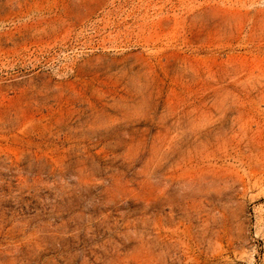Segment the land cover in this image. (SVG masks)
<instances>
[{
    "label": "rangeland",
    "instance_id": "1",
    "mask_svg": "<svg viewBox=\"0 0 264 264\" xmlns=\"http://www.w3.org/2000/svg\"><path fill=\"white\" fill-rule=\"evenodd\" d=\"M0 264H264V0H0Z\"/></svg>",
    "mask_w": 264,
    "mask_h": 264
}]
</instances>
